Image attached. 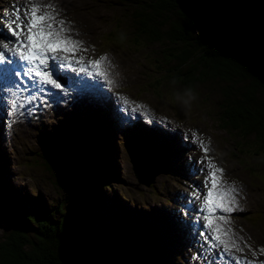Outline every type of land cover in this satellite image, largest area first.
Masks as SVG:
<instances>
[{
  "label": "trees",
  "instance_id": "16d2710c",
  "mask_svg": "<svg viewBox=\"0 0 264 264\" xmlns=\"http://www.w3.org/2000/svg\"><path fill=\"white\" fill-rule=\"evenodd\" d=\"M112 1L114 21L128 22L132 31L121 35L110 30L108 40L156 45L151 48L162 52L164 61L158 59L157 66L164 72L155 83L163 80L180 93L204 87L218 90L215 113L221 129L236 140L241 154L239 141L248 145L249 140L259 141L254 153H262L256 157L264 165V80L250 64L208 41L201 24L178 0ZM223 1L264 54V1L261 5L260 0ZM75 126L71 135L55 137L40 154L55 184L66 192L63 201L48 203L40 194L20 195L5 171L0 144V264H161L162 226L153 224L149 210L136 219L127 201L103 198L104 188L112 187L113 177L121 171L114 136L102 125ZM38 203H43L39 209ZM92 203L98 216L97 220L92 216L93 221ZM110 203L114 209L107 210L105 221ZM126 222L146 223L148 229L129 230ZM105 231L122 239L114 241ZM157 242L162 249H157Z\"/></svg>",
  "mask_w": 264,
  "mask_h": 264
},
{
  "label": "rangeland",
  "instance_id": "374dc122",
  "mask_svg": "<svg viewBox=\"0 0 264 264\" xmlns=\"http://www.w3.org/2000/svg\"><path fill=\"white\" fill-rule=\"evenodd\" d=\"M261 1L262 0H260L259 3L260 5ZM5 2H7V0H0V10L1 5ZM25 2V6L20 9L21 14L24 13L25 9L30 11L33 4H38L42 12L51 11L52 14L56 16V13L51 8L45 6L52 5L53 2L57 4L58 7H62L61 10L69 17L68 20H65L66 23L64 27L66 29L74 28V34L76 35L75 40L82 42V48H91L92 55H95L94 59L99 58L101 55H107L108 51L105 52V50L114 53V60L120 64V77L115 82L117 83V88L113 87V89L117 90L115 91L116 93H119V95H116L118 98H116V101L122 109H124V106L120 97H127L133 101V104L128 106L129 110L135 106V100H138L147 106L145 110L149 124H146V126H151L153 124L152 119L154 117H163L168 122L185 124L189 129L200 131L208 140L210 138V142L214 145L213 152L216 156L221 157L219 161H221L226 168L228 178L233 179V177H235V179H237L236 177H239L244 183L243 184L239 180L236 184V187L239 189V193L236 196L238 201L237 208L244 209L247 207L243 212H251L253 209L259 208L260 213H262L260 217H257L255 223L246 221L245 214L240 215L239 223H235V225L238 224V227L233 229V235L230 240L238 243L240 248L243 249L242 252H238L248 255L245 257L244 262L253 261L254 264H264V258H262L264 256L256 251L264 249V189L256 185V182L262 184L261 179L253 176L258 175L264 177V165L258 162L256 157V155L259 157L262 153H259V155L254 153L260 147L259 141L256 139L249 140L251 145L239 141V145L243 150L242 156L239 150L240 147L236 144V140L233 141L232 136L221 129V124L219 123L217 115L218 111L215 113V110L218 109L217 101L220 92L210 87H204L200 92H192L195 99L191 102L190 106H183L178 100V97L187 99L185 96L186 92L180 93L179 90L176 91L171 84L163 80L160 81V84L155 83V77L164 72L162 69L159 71V67L157 66V64L160 63L158 59L164 61L162 52L160 50L152 51L151 48V46H153L154 49L158 48L156 45H147L144 43L138 47L132 45L130 41H123L119 45H109L107 37L110 35L108 33L110 30H112L114 34L119 33L121 35L125 30H127L128 33L132 31L128 26V22L114 21V7L110 6V4L114 3L112 0H25ZM123 10L125 11L124 8ZM61 19L62 15L56 19L57 26ZM10 24L11 23H9V25ZM115 25L121 27V29L114 28ZM1 27L0 24V28ZM6 32H8L7 27H5L3 34ZM94 32L100 34L94 35ZM92 43H94L95 46H93ZM87 81L88 80H83L79 88L86 90L88 87ZM70 83H73V79H70ZM70 83L68 89L62 87L64 88L63 94H68V96L73 89ZM53 93L56 95L59 94L54 88ZM84 98L89 102L95 101L88 97ZM38 99L42 100L41 98ZM3 102L4 100L2 99L1 103ZM63 102L68 105L61 106L55 105V103L52 105L51 103L50 106L53 109L68 112L69 108L71 109L73 107L71 106L72 98L63 99ZM8 106H10V104H8ZM21 107L23 106L21 105ZM5 111L0 108V117L1 119L8 120L7 127L9 130H13V133L5 132L0 123V139L3 140L4 147L9 151L8 158H11V173H9L8 176L15 183L20 195H29V197H32L36 194L39 196L40 194L46 198L48 203L62 199L66 192L64 191L63 194V191L55 184L54 176L45 167L43 158L40 154L46 147L50 146L55 137L65 136L66 134L71 135L72 129L77 128L75 126L77 122L80 127H86L91 118L87 115H82L78 110H74L68 112V115H66L67 118L62 121L59 118L61 113L44 112L43 118H39L41 113H35L37 119L36 122H33L29 120L28 116L25 117L23 109L17 114L19 117L12 113V118L10 117L11 120L7 118L8 111ZM78 114H80V117H77ZM55 117H57V119ZM73 118H75L76 121H74ZM40 119L41 121L39 122ZM127 138L128 135L126 133L122 134L120 176L113 177L112 187L108 186L104 188L106 195H103V198L105 201H110L112 203V201L114 202L118 197L123 201L128 200L127 202L131 206V201H134L137 207L134 213L139 212V214H144V210L152 207L151 205H157L159 207L167 205L170 207L168 204L169 196H171L176 189L184 188L180 184V186L177 187L178 171L150 166L148 168V174L145 178L142 177L138 168L135 167V162L131 159L128 149L125 147L124 143ZM250 178L254 181H251ZM106 184L109 183L106 182ZM174 189L175 191L172 192ZM65 198H63L62 201ZM111 203L104 211L106 217L104 218L105 221L107 219V212H112L114 209ZM38 204L35 206L37 207ZM42 205L40 203L38 209L41 208ZM95 208V203H92V213H90L92 221V216L95 217V220L98 218ZM153 213L154 211L150 213V217ZM230 216L231 220L234 221L233 213H231ZM138 218L140 217L136 216V219ZM158 219L160 224L164 223L162 219L157 217L156 220L158 221ZM131 220H134V218ZM125 225H127L128 228H132L129 230L137 229L138 232H146L148 229L146 223L137 222L131 224L126 222ZM228 226L232 227V224ZM140 227H142V229ZM124 230H126V228H124ZM252 231L254 235L250 233ZM105 233L108 236L110 234L108 231H105ZM116 234L119 235L118 231ZM109 237L114 241L116 238L122 239L120 235H115L116 238L113 237V235ZM163 244L165 257L161 259V264H167L168 262L170 264H184V262L187 264L188 252H186V257L185 255L181 256L176 249L173 250L168 245L167 241L164 240ZM157 245V249H162V245L158 242ZM254 252L255 255L253 254Z\"/></svg>",
  "mask_w": 264,
  "mask_h": 264
},
{
  "label": "snow or ice",
  "instance_id": "6c2138e0",
  "mask_svg": "<svg viewBox=\"0 0 264 264\" xmlns=\"http://www.w3.org/2000/svg\"><path fill=\"white\" fill-rule=\"evenodd\" d=\"M45 7L54 8L52 5H46ZM65 23V20L61 19L57 26L56 17L52 12L41 13L38 4H33L30 11L25 9L23 17H21L20 11L17 10L16 20L13 21L15 27L5 25L15 39L12 48L9 47V43L0 45V49H3L0 50V76L5 78L19 77L22 71L24 76L35 78L33 83L36 86L47 85L54 89H61L63 85L56 74L59 68L65 66L71 68L74 63L81 64L84 60L82 55L79 57L76 55L82 50V42L66 35L69 30L64 27ZM61 51L72 55L61 56L58 54ZM83 51H87V49H83ZM9 52L18 56V59L11 58L8 55ZM106 60L107 56L101 55L95 60L88 61V64L94 69L95 75L107 78L108 73L103 69ZM21 61L25 63L22 64ZM79 70L80 72L87 71L83 66ZM107 83L112 84L113 81L108 80ZM120 99L124 106L123 110L128 111V106L132 105L133 101L127 97H120ZM146 107L143 104H135L130 111L135 112L136 109ZM13 108L15 109V101L13 102ZM199 143L205 155L198 162L202 165L201 170L203 171L204 161H207L206 187L209 183L211 185L207 187V191L202 197L201 211L205 214L203 217L204 226L211 231L212 239L218 245L223 246L225 252H231L233 249L242 252L243 249L240 248L239 244L230 240L233 229L225 227L231 224V216L228 214L237 210L236 196L239 189L236 187L235 182L227 187L225 186L223 179L225 170L208 155L210 149L204 144V141L200 140ZM253 254L255 255V252ZM235 259L237 264H240L241 258L235 257ZM245 264H254V262L246 261Z\"/></svg>",
  "mask_w": 264,
  "mask_h": 264
},
{
  "label": "water",
  "instance_id": "95a60500",
  "mask_svg": "<svg viewBox=\"0 0 264 264\" xmlns=\"http://www.w3.org/2000/svg\"><path fill=\"white\" fill-rule=\"evenodd\" d=\"M180 6L202 26L208 41L216 43L222 53L234 54L247 63L264 80V54L240 26L223 0H178ZM145 157V153H142ZM135 162L139 158L134 155Z\"/></svg>",
  "mask_w": 264,
  "mask_h": 264
},
{
  "label": "bare ground",
  "instance_id": "6f19581e",
  "mask_svg": "<svg viewBox=\"0 0 264 264\" xmlns=\"http://www.w3.org/2000/svg\"><path fill=\"white\" fill-rule=\"evenodd\" d=\"M42 12V11H41ZM43 13V12H42ZM75 40V39H74ZM71 80H72V77L70 78ZM84 80H88V78L86 77V78H84ZM69 83H70V81H69ZM69 83L66 85V86H63V87H66L67 89L69 88ZM11 86H12V84H11ZM73 89H74V87H73ZM73 89H72V91L69 93V96H68V94H63V92H64V88H61V89H58V90H60V92H59V94H60V100H56V99H52L51 101H50V104L51 103H55V105H61V106H65V105H68L67 103H64L63 102V99H69V98H72V95H73ZM9 89H6V90H0V108L3 110V111H5V107H6V111H8V114H7V118L9 119V120H11V118H12V113L13 114H15L16 116H18L17 114H19V112L20 111H22V109L24 110L23 112H25V117L27 116V112H26V110H25V108H24V102H20L16 107H15V109L14 108H12V107H10V106H8V95H9ZM66 96H68V97H66ZM2 99L4 100V102L3 103H1L2 102ZM118 99V98H117ZM66 102V101H65ZM33 103H34V99L32 98L31 100H29V101H27V102H25V105H29V106H32L33 105ZM21 105L23 106V107H21ZM5 106V107H4ZM5 111V112H6ZM130 111V110H129ZM36 113H41L40 115H39V118H43L44 117V112H42L41 110H38V111H36ZM44 113V114H43ZM58 115V114H57ZM11 117V118H10ZM19 117V116H18ZM18 119V118H17ZM20 119V118H19ZM31 121V120H30ZM41 121V119L39 120V122ZM145 178V177H144Z\"/></svg>",
  "mask_w": 264,
  "mask_h": 264
},
{
  "label": "clouds",
  "instance_id": "9594fccd",
  "mask_svg": "<svg viewBox=\"0 0 264 264\" xmlns=\"http://www.w3.org/2000/svg\"><path fill=\"white\" fill-rule=\"evenodd\" d=\"M185 96L187 97V99H185L184 97H178V100L180 101V103L183 106H190L191 102L195 99V96L192 93L191 89H189V90L186 91ZM159 160H160V157L158 156V154L156 153V151L153 150L152 153L150 154V156H148V158L145 160V163L144 164H146V165L155 164ZM141 166H142V164H141ZM134 214H135V216H139L138 215L139 213H134Z\"/></svg>",
  "mask_w": 264,
  "mask_h": 264
}]
</instances>
